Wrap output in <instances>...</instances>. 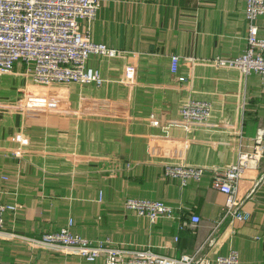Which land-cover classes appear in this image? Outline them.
I'll return each instance as SVG.
<instances>
[{
    "label": "crops",
    "instance_id": "crops-1",
    "mask_svg": "<svg viewBox=\"0 0 264 264\" xmlns=\"http://www.w3.org/2000/svg\"><path fill=\"white\" fill-rule=\"evenodd\" d=\"M245 2L101 0L91 39L126 53L113 61L88 60L106 79L101 87L44 90L29 84L20 69L5 76L11 98L0 89V203L17 209L3 217L0 264H104L19 238L39 239L69 220L73 233L93 242L108 238L125 249L179 258L210 238L205 252L211 259L234 250L239 264H264V180L255 186L264 178L263 159L250 164L257 169L247 170L238 183L249 220L226 219L214 231L225 197L211 187V171L250 153L259 130L264 147V78L212 63L244 52ZM255 24L262 36L264 16ZM173 55L176 75L170 71ZM126 65L136 70L130 85L119 83ZM26 91L47 99L49 108L23 110ZM189 100L211 104L209 123H181L179 108ZM17 133L27 145L12 140ZM177 164L206 172L182 186L163 175L165 165ZM126 199L161 201L179 219L195 215L200 224L179 231L178 220L150 223L125 210Z\"/></svg>",
    "mask_w": 264,
    "mask_h": 264
},
{
    "label": "built area",
    "instance_id": "built-area-1",
    "mask_svg": "<svg viewBox=\"0 0 264 264\" xmlns=\"http://www.w3.org/2000/svg\"><path fill=\"white\" fill-rule=\"evenodd\" d=\"M101 0H0V76L22 71L31 85L48 90L64 85H93L101 87L106 79L100 71L88 66V60L98 57L113 61L123 59L125 52L110 49L104 44L93 42L90 24L95 20ZM245 20L248 24L244 52L231 60L214 59L217 68L238 71L246 77L258 74L264 78V34L258 36L256 21L264 16V0H246ZM171 70L178 68V57L170 58ZM135 67L124 66L123 78L119 83L130 85L135 78ZM181 78L179 82H183ZM22 102L23 110L46 111L47 99L26 91ZM180 120L185 126L209 123L213 117L211 104L204 100H189L179 108ZM263 131L259 130L250 153H240L235 164L224 169L211 171V187L224 195L223 216L216 224L217 229L226 219L238 222L249 220V214L242 211L243 199L239 197V181L250 167L264 160L262 144ZM20 146L26 145L23 134L17 133L12 139ZM21 155V151L15 153ZM206 170L182 164L165 165L163 175L168 179H178L182 186L190 180L199 181ZM264 180L259 178L255 186ZM253 191V190H252ZM251 191V192H252ZM251 192L247 195L250 196ZM125 210L154 223L159 219L178 220V230H195L200 219L195 215L179 219L173 207L157 200L126 199ZM17 206L0 203V235L3 232V217L13 212ZM72 221L56 232L46 233L39 239H29L41 247L65 249L87 263L101 259L104 264H239L237 251L211 259L205 249L212 245L208 238L193 253L172 258L158 255L149 249L129 250L113 245L110 239L90 241L71 231ZM212 235V234H211ZM176 240V238H175Z\"/></svg>",
    "mask_w": 264,
    "mask_h": 264
},
{
    "label": "rangeland",
    "instance_id": "rangeland-1",
    "mask_svg": "<svg viewBox=\"0 0 264 264\" xmlns=\"http://www.w3.org/2000/svg\"><path fill=\"white\" fill-rule=\"evenodd\" d=\"M171 73L173 75H176L177 74V69L174 71V70H171ZM7 77V76H6ZM5 76L1 77L0 76V89L2 90V96L5 97V98H11V93L7 92V87L5 86L7 83H11L9 80V78H6ZM262 77V76H261ZM183 78L181 77L180 75L178 76V81ZM184 82V81H183ZM17 83V82H16ZM19 87H16L14 86L11 90L12 92L14 93V96L16 95L17 93V90H18ZM3 97H0V98H3ZM24 136V135H23ZM25 137V136H24ZM25 139L27 140L26 142V145L28 144V139L25 137ZM98 158H104L103 156H100ZM29 239H32V238H29Z\"/></svg>",
    "mask_w": 264,
    "mask_h": 264
},
{
    "label": "bare ground",
    "instance_id": "bare-ground-1",
    "mask_svg": "<svg viewBox=\"0 0 264 264\" xmlns=\"http://www.w3.org/2000/svg\"><path fill=\"white\" fill-rule=\"evenodd\" d=\"M182 121H184L182 118H180ZM185 122V121H184Z\"/></svg>",
    "mask_w": 264,
    "mask_h": 264
}]
</instances>
